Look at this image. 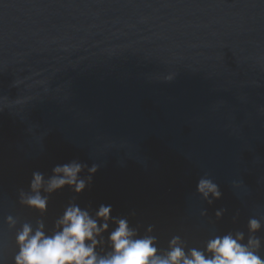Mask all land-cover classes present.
Listing matches in <instances>:
<instances>
[{
  "label": "water",
  "instance_id": "1",
  "mask_svg": "<svg viewBox=\"0 0 264 264\" xmlns=\"http://www.w3.org/2000/svg\"><path fill=\"white\" fill-rule=\"evenodd\" d=\"M72 160L98 165L81 193L43 217L19 204L34 171ZM70 202L111 205L161 252L246 242L254 217L264 258V0H0V264L20 227L6 216L50 231Z\"/></svg>",
  "mask_w": 264,
  "mask_h": 264
},
{
  "label": "clouds",
  "instance_id": "2",
  "mask_svg": "<svg viewBox=\"0 0 264 264\" xmlns=\"http://www.w3.org/2000/svg\"><path fill=\"white\" fill-rule=\"evenodd\" d=\"M85 169L87 175L81 176ZM97 169V164L89 167L72 160L54 166L47 176L34 171L27 191L19 190L18 202L43 217L53 193L65 187L81 193L91 184ZM195 191L209 204L221 196L219 186L207 176L197 181ZM111 211V205L101 204L92 214L70 202L54 220L50 231H46L42 218L33 224L6 216L8 229H16L20 224L15 231L17 250L12 264H264V258L258 254L261 240L255 235L262 227L257 218L247 222L246 242L245 234L237 231L213 236L202 249L187 248L180 236H173L167 249L161 252L155 236L140 235L126 217H114ZM222 212L223 209L216 211L215 216L219 218ZM110 225H114L111 231ZM152 230L151 225L146 229L148 233Z\"/></svg>",
  "mask_w": 264,
  "mask_h": 264
}]
</instances>
